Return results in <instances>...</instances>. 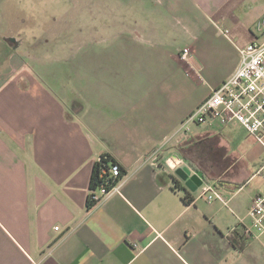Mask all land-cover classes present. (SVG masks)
Here are the masks:
<instances>
[{
    "label": "crops",
    "instance_id": "crops-1",
    "mask_svg": "<svg viewBox=\"0 0 264 264\" xmlns=\"http://www.w3.org/2000/svg\"><path fill=\"white\" fill-rule=\"evenodd\" d=\"M17 2L0 0V264H264V234H242L263 167L232 166L233 125L179 128L260 39L264 0H125L127 25H96L70 86L43 52L17 55ZM102 156L121 187L90 208ZM203 184L219 197L199 198Z\"/></svg>",
    "mask_w": 264,
    "mask_h": 264
},
{
    "label": "rangeland",
    "instance_id": "rangeland-1",
    "mask_svg": "<svg viewBox=\"0 0 264 264\" xmlns=\"http://www.w3.org/2000/svg\"><path fill=\"white\" fill-rule=\"evenodd\" d=\"M17 1L21 11L20 21H24L23 23L19 21L18 28H16L21 33L20 40L22 42L17 55L27 60L34 56H41V52H43L46 67L54 70L65 68L62 73L55 72L69 86L72 85L73 79L69 70L74 67L75 60L78 59L75 55L78 49L84 48L85 50L90 45L96 25L115 20L124 26L127 25L126 22L129 19L126 17L125 8L122 7L125 0H119L121 4L114 0ZM101 2L117 6L104 10L105 7L101 5ZM44 41H47V44ZM41 43L45 44L43 50ZM6 54V52H0V58H6L8 56ZM79 61L82 65H89L86 56H83ZM230 145L226 156L231 158L232 166L236 162L241 163L248 173H254L263 167L260 172H263L264 176V147L261 143L257 144L252 135L241 127L239 128L238 125H233V137ZM204 188L205 184L201 185L198 192H202ZM227 225L230 229L231 222H228ZM255 244L257 247H264V237L256 241Z\"/></svg>",
    "mask_w": 264,
    "mask_h": 264
},
{
    "label": "built area",
    "instance_id": "built-area-1",
    "mask_svg": "<svg viewBox=\"0 0 264 264\" xmlns=\"http://www.w3.org/2000/svg\"><path fill=\"white\" fill-rule=\"evenodd\" d=\"M255 31L260 39H255L240 51V63L234 72L219 86L210 89L206 98L181 122L179 128L182 133H188L191 126L224 127L238 124L257 142L264 143V18L256 22ZM222 32L228 34L226 30ZM181 54V59L185 60L189 50L183 49ZM105 159L99 158L97 162ZM176 167L175 164L171 166ZM100 178H105L104 183L88 194V201L93 206L103 198L118 193L121 187L122 178L117 164L103 165ZM203 197L210 202L219 196L212 187L205 186L199 198ZM247 216L249 224L243 227L242 234L248 239H257L264 234V194L251 201Z\"/></svg>",
    "mask_w": 264,
    "mask_h": 264
},
{
    "label": "trees",
    "instance_id": "trees-1",
    "mask_svg": "<svg viewBox=\"0 0 264 264\" xmlns=\"http://www.w3.org/2000/svg\"><path fill=\"white\" fill-rule=\"evenodd\" d=\"M106 158L101 163H94L93 169H92V177L90 179V190H94L96 187L100 186L102 183H104L105 178H100L101 175V169L103 168V165H106L108 163H114L117 164L113 159H111L109 156H102L101 157ZM119 166V165H118ZM120 168V166H119ZM123 170L120 168V177L122 178ZM199 181V180H198ZM112 184V183H111ZM88 207H93V203L87 202Z\"/></svg>",
    "mask_w": 264,
    "mask_h": 264
},
{
    "label": "water",
    "instance_id": "water-1",
    "mask_svg": "<svg viewBox=\"0 0 264 264\" xmlns=\"http://www.w3.org/2000/svg\"><path fill=\"white\" fill-rule=\"evenodd\" d=\"M175 175L182 181L184 186L194 192L198 186V179L196 176H192L191 171L185 167L175 170Z\"/></svg>",
    "mask_w": 264,
    "mask_h": 264
}]
</instances>
